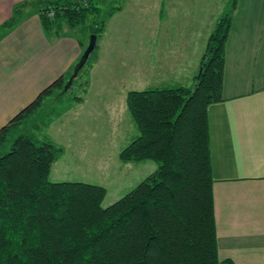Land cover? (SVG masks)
I'll use <instances>...</instances> for the list:
<instances>
[{
	"label": "trees",
	"instance_id": "1",
	"mask_svg": "<svg viewBox=\"0 0 264 264\" xmlns=\"http://www.w3.org/2000/svg\"><path fill=\"white\" fill-rule=\"evenodd\" d=\"M107 1L22 0L0 24V36L35 10L51 42L78 27L98 37L123 8L107 7ZM236 1L216 19L200 59L201 73L191 86L127 92L134 135L117 157L124 163L152 160L157 168L107 206L102 183L52 181L51 167L63 148L25 128L47 98L73 90L72 100L80 102L86 94L91 54L64 90L86 46L77 36L82 50L73 65L0 127V264L227 262L218 255L207 108L223 101L225 43ZM49 115L34 128L42 129ZM20 128L4 150L11 132Z\"/></svg>",
	"mask_w": 264,
	"mask_h": 264
},
{
	"label": "crops",
	"instance_id": "2",
	"mask_svg": "<svg viewBox=\"0 0 264 264\" xmlns=\"http://www.w3.org/2000/svg\"><path fill=\"white\" fill-rule=\"evenodd\" d=\"M19 1L22 0H0V24L11 16L13 5ZM152 2L157 4L155 15L159 28L154 31V27H147V46L156 51L157 57H151L150 61L157 68L151 75L147 74V88L194 81L200 67V45H205L208 37L207 17L192 14L190 20L186 16L182 20L184 26L177 27L170 43L176 51L168 54L162 52L165 37L160 21L162 17L178 14L179 9L185 10V1ZM193 2L190 10L199 11ZM25 16L18 26L0 36V127L65 73L82 50L77 38L83 42V35L77 37L67 32L66 36L51 42L41 28L37 11L29 10ZM100 36L90 60L91 73L86 74L90 90L101 79L102 64L113 55L115 48L109 25ZM172 54L184 56V62L181 64ZM174 67L180 68L177 74L173 72ZM95 96L103 101L102 93ZM222 97L223 101L207 108L218 255L227 261L220 264H264V0L236 1L225 43ZM108 99L104 103L106 107L111 101L107 122L120 121L118 110L122 111L123 120L130 121L125 104H116L111 93ZM70 101L64 112L74 108V101ZM92 106L96 109L99 105ZM77 110L79 118L89 113L87 109ZM130 122L127 124L134 130ZM133 132L116 141L126 145ZM119 147L113 149L115 159ZM103 170L102 165L101 171L94 175L102 184L106 183ZM63 172L53 178L56 172L52 165L50 179L64 181L61 177L66 173Z\"/></svg>",
	"mask_w": 264,
	"mask_h": 264
},
{
	"label": "rangeland",
	"instance_id": "3",
	"mask_svg": "<svg viewBox=\"0 0 264 264\" xmlns=\"http://www.w3.org/2000/svg\"><path fill=\"white\" fill-rule=\"evenodd\" d=\"M183 1L188 3H183L185 10L179 9L178 14L172 17L161 18L160 23L164 30L165 37L163 42V48L165 50L161 49L162 52L165 51L170 54V52L176 51L175 48L171 47L170 43L177 31V27L182 28L184 26L185 23L182 22V20L184 18L186 19V16L190 18L191 15L194 14L198 17L199 15L200 17H207L206 32L209 36L214 28L216 18L229 11L233 0ZM192 1L196 4V8L199 9V11H197L198 14L190 10ZM116 5H122V10L114 13L107 21V26L109 25V35L113 37L115 48L113 50V55L107 57L102 64L103 71L101 73V79L98 81L95 89H87L88 94L86 92V94L83 95V99L81 100L82 103L81 101L74 102V108L71 107L67 112H64L65 107L71 104L70 100L73 96V90L66 92L59 98H47L43 103V107H41L38 112L36 119L30 120L25 126L36 138L40 140L42 138H49L55 144L63 148L62 154L58 156L56 162L53 164V169L56 172L52 174L53 178H57L60 171H65L63 173L66 174L61 177L64 180L70 179L96 183L99 181V178L94 175L101 171L103 165V179L106 183H104V181L102 182L106 186L108 192L103 203L105 206L116 200L123 194L121 192L128 189L129 186L135 183L137 184L146 175L157 168V163L152 160L129 162L126 164L120 161L117 156L115 159V151H113V149H117L119 146V148L125 146V143L121 145L116 139L119 137L120 139L123 137L126 138V134L129 135V133L133 131L132 125L127 124V121L132 122V120L131 118L130 121L127 119L123 120V118H121L122 111L118 110L117 114L120 116V121L107 122L108 120L106 118L109 117L108 113L110 112L109 106L111 101H109L106 107L104 104L105 101L110 100L108 96L111 93L115 97V100H117L116 104H125L126 106L125 100L128 91L147 88V74L151 75L157 68L155 67L156 64L154 61H150L151 57H157L156 51L149 50L147 46V27H154V31L159 28L158 18H156L155 15V5L157 4H153L152 0H108L106 3L107 7ZM192 19L193 18H190V20ZM192 24H194V21ZM71 33L77 36L84 35L83 43L87 45L90 36L87 27L75 28ZM97 38L99 39V36ZM206 42L205 45L204 43L200 45L201 56L205 51ZM92 55L94 54L91 53V56ZM172 55L174 59L181 64L185 60L184 56ZM89 60H91V57ZM88 63L89 61L86 64V68ZM91 70L92 68L86 69L84 75L86 73L90 74ZM179 70L180 68L174 67L173 72L177 74ZM192 83L193 80L185 83V85L191 86ZM107 89L109 91H107ZM124 90L127 91L126 94ZM77 92H79V90H76V93ZM99 93H102V97L104 96L103 101L101 98H96L95 95ZM97 102H99V104ZM92 104H97L101 107L98 106V108L96 107L95 109ZM77 109H87L89 113L79 118V116L76 115V113H78ZM48 112L50 113L47 117V119H49L48 123L46 125L43 124L44 126L41 124L42 129L40 130L35 129L34 124L40 121L41 117ZM127 114L129 115V112ZM94 120L98 121L95 122ZM119 127L120 129L116 130ZM20 131H22L21 128L18 131L11 132L5 141L7 147L4 150L8 149L11 140ZM124 165L128 166L129 169L124 167ZM119 178H121V180H119ZM127 183H129V185L124 189V185ZM117 192L119 193L116 194Z\"/></svg>",
	"mask_w": 264,
	"mask_h": 264
},
{
	"label": "water",
	"instance_id": "4",
	"mask_svg": "<svg viewBox=\"0 0 264 264\" xmlns=\"http://www.w3.org/2000/svg\"><path fill=\"white\" fill-rule=\"evenodd\" d=\"M96 41H97V35L94 34V33L90 34L88 43H87L86 47L84 48V50L82 52V55L80 56V58L76 62L71 76L69 77L67 83L64 85V90H67L70 87V85L72 83V79L77 76V74L80 71V69L84 66V64L87 61L89 55L95 49ZM200 73H201V66L198 69L197 78L199 77Z\"/></svg>",
	"mask_w": 264,
	"mask_h": 264
},
{
	"label": "built area",
	"instance_id": "5",
	"mask_svg": "<svg viewBox=\"0 0 264 264\" xmlns=\"http://www.w3.org/2000/svg\"><path fill=\"white\" fill-rule=\"evenodd\" d=\"M52 14V13H51Z\"/></svg>",
	"mask_w": 264,
	"mask_h": 264
}]
</instances>
